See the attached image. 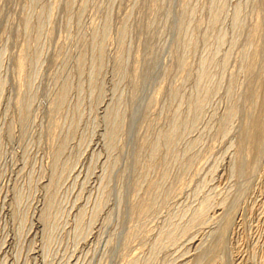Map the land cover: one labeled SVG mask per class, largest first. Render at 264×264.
I'll return each mask as SVG.
<instances>
[{"label": "rangeland", "instance_id": "obj_1", "mask_svg": "<svg viewBox=\"0 0 264 264\" xmlns=\"http://www.w3.org/2000/svg\"><path fill=\"white\" fill-rule=\"evenodd\" d=\"M0 264H264V0H0Z\"/></svg>", "mask_w": 264, "mask_h": 264}]
</instances>
